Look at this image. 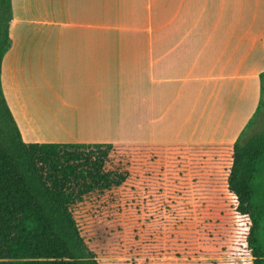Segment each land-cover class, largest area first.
Returning a JSON list of instances; mask_svg holds the SVG:
<instances>
[{
    "label": "crops",
    "instance_id": "obj_1",
    "mask_svg": "<svg viewBox=\"0 0 264 264\" xmlns=\"http://www.w3.org/2000/svg\"><path fill=\"white\" fill-rule=\"evenodd\" d=\"M1 81L26 142L236 141L264 0H11Z\"/></svg>",
    "mask_w": 264,
    "mask_h": 264
},
{
    "label": "trees",
    "instance_id": "obj_2",
    "mask_svg": "<svg viewBox=\"0 0 264 264\" xmlns=\"http://www.w3.org/2000/svg\"><path fill=\"white\" fill-rule=\"evenodd\" d=\"M12 19L0 0V264H264V71L231 143L26 142L1 81Z\"/></svg>",
    "mask_w": 264,
    "mask_h": 264
},
{
    "label": "rangeland",
    "instance_id": "obj_3",
    "mask_svg": "<svg viewBox=\"0 0 264 264\" xmlns=\"http://www.w3.org/2000/svg\"><path fill=\"white\" fill-rule=\"evenodd\" d=\"M243 0H241L242 2ZM261 111L264 113V106ZM257 127V126H256ZM251 128L250 131H255L257 128ZM253 203L259 205L264 201V157L260 158L257 162V172L252 181ZM260 236L264 238V218L260 226Z\"/></svg>",
    "mask_w": 264,
    "mask_h": 264
}]
</instances>
